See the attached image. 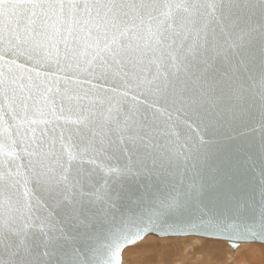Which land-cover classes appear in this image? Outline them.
Instances as JSON below:
<instances>
[{
    "label": "snow or ice",
    "instance_id": "obj_1",
    "mask_svg": "<svg viewBox=\"0 0 264 264\" xmlns=\"http://www.w3.org/2000/svg\"><path fill=\"white\" fill-rule=\"evenodd\" d=\"M149 233L264 242V0H0V264Z\"/></svg>",
    "mask_w": 264,
    "mask_h": 264
},
{
    "label": "rangeland",
    "instance_id": "obj_2",
    "mask_svg": "<svg viewBox=\"0 0 264 264\" xmlns=\"http://www.w3.org/2000/svg\"><path fill=\"white\" fill-rule=\"evenodd\" d=\"M122 264H264V244L233 250L225 240L149 236L124 250Z\"/></svg>",
    "mask_w": 264,
    "mask_h": 264
},
{
    "label": "water",
    "instance_id": "obj_3",
    "mask_svg": "<svg viewBox=\"0 0 264 264\" xmlns=\"http://www.w3.org/2000/svg\"><path fill=\"white\" fill-rule=\"evenodd\" d=\"M149 236H157V237H182V236H200V237H204V238H210V239H219V240H225L228 242V244L232 247L233 250H237L239 246H241L242 244L245 243H261L264 244V242L260 241V240H236V241H229L227 238H213V237H209L206 235H200V234H196V233H186V234H178V235H166V236H161L158 235L156 233H149L147 235H145L140 241H138L136 244H138L139 242H141L142 240H144L146 237ZM135 244V245H136ZM235 244L236 246L233 247L232 245ZM129 247V246H128ZM128 247H125L122 251V262H123V253L124 250Z\"/></svg>",
    "mask_w": 264,
    "mask_h": 264
},
{
    "label": "bare ground",
    "instance_id": "obj_4",
    "mask_svg": "<svg viewBox=\"0 0 264 264\" xmlns=\"http://www.w3.org/2000/svg\"><path fill=\"white\" fill-rule=\"evenodd\" d=\"M200 237V236H199Z\"/></svg>",
    "mask_w": 264,
    "mask_h": 264
}]
</instances>
